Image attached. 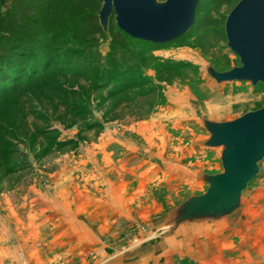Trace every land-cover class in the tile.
<instances>
[{"label": "rangeland", "instance_id": "374dc122", "mask_svg": "<svg viewBox=\"0 0 264 264\" xmlns=\"http://www.w3.org/2000/svg\"><path fill=\"white\" fill-rule=\"evenodd\" d=\"M232 6L218 0L201 11L214 27L143 55L113 45L110 34L67 35L41 51L23 41L43 38L37 26L9 32L4 24L0 58L12 40L33 57L17 80L0 82V264H102L140 252L160 264H264V160L240 208L217 223L213 247L210 237L186 234L202 257L183 255L182 227L167 230L175 210L207 193L199 176L224 173L223 148L203 146L211 138L203 122H234L264 107L262 85L218 83L209 73L241 66L223 28ZM113 58L141 66L125 76L109 66ZM10 61L0 59L4 76ZM129 79L145 84L108 99L114 83ZM101 82L109 86L97 91Z\"/></svg>", "mask_w": 264, "mask_h": 264}, {"label": "water", "instance_id": "95a60500", "mask_svg": "<svg viewBox=\"0 0 264 264\" xmlns=\"http://www.w3.org/2000/svg\"><path fill=\"white\" fill-rule=\"evenodd\" d=\"M2 2L4 0H1ZM98 13L106 30L111 15L124 33L151 44H167L194 26L202 0H101ZM230 53L241 66L209 73L218 83L246 82L264 88V0H241L225 22ZM211 138L206 146L223 148L221 175H204L209 189L172 213L168 230L198 219H221L240 208L242 193L255 180L264 160V107L228 123L203 122ZM173 222V223H172Z\"/></svg>", "mask_w": 264, "mask_h": 264}, {"label": "trees", "instance_id": "16d2710c", "mask_svg": "<svg viewBox=\"0 0 264 264\" xmlns=\"http://www.w3.org/2000/svg\"><path fill=\"white\" fill-rule=\"evenodd\" d=\"M164 1L166 0H160V2H164ZM240 1L241 0H225L227 4L233 5L232 6L233 9ZM217 2L218 0H202L196 12L197 17L195 24L191 28V30L188 31L187 34L167 44L155 45L132 38L131 36L124 33L118 28L115 21L116 18L115 14L111 15V18L109 19L108 27L105 30L101 25L100 17L98 16V13L103 6V2L101 0H4L3 2L0 0V23H1L0 32H3L4 28L2 27L4 26V24L5 25L8 24L7 27L9 26L10 29L9 32L14 31L16 27L20 25L23 29H28L29 27L35 28L37 26L32 31H34L33 33L36 34V37L42 36L43 38H40L35 42L30 41L29 39L27 40L23 39V41L26 47L35 48L37 46V48L40 49L41 51L46 49L48 50V48H50L54 42L65 40L67 35H70L71 37H75V38L86 35L87 38L88 36L96 37L97 35L110 34L112 37L113 45H117V46L123 45L126 47L131 45L134 48L138 49L143 55L152 52L154 48L168 46L177 42L178 40L187 39L194 32H200V31H204V29L208 27L209 28L214 27V25L217 24V20L210 19L207 15L201 17L202 15L201 11H203V9L209 6H213ZM57 10L66 11L65 17L59 18ZM30 17L31 19H33V25L26 26L25 24L28 21L27 18ZM59 25H61L62 27L59 28ZM223 28H225V23L223 25ZM225 37H226V28H225ZM15 44L18 45L19 43L14 42V40H12L10 44V46L12 47L11 49L12 52L8 51V53H6L5 55H3V57L0 58L2 60L6 58L8 60V63L11 60L9 70L7 72V76L6 74L5 76L2 75L3 72L2 69H1L2 72L0 71L1 83H2L1 80L3 79L6 80L9 79L11 81L17 80L22 73V69L25 68L24 67L25 65H23L24 61L25 60L27 61L28 59L33 57V54L31 52L29 54H31L32 57L29 54L27 55L25 54V52L19 50L18 46H15ZM123 57L124 59H128L129 56L128 57L123 56ZM42 59L44 62L45 60L44 57ZM124 59L123 61H119L118 59L113 58L110 61L109 66L114 65L123 68L125 76H128L130 70L134 71L135 69H137V67L141 66V62L138 60L129 58L130 61H128V63L127 62L124 63ZM144 61L146 63V60ZM164 67L166 68V66ZM39 68L40 67L38 65H35L32 62L31 64L32 71H35L37 74L38 73L37 70ZM212 68L216 72H218L215 67ZM114 69L115 67L109 68L111 72L107 74L108 77L111 74L113 75L112 71ZM161 69L163 72V67ZM166 69L168 70H164V72H171L172 70L177 69V67H174L172 70H169V68ZM74 76L82 77L83 74H81V72L79 73L76 72ZM115 77H118V79H123V76L120 74L117 76L115 75ZM113 83L114 81L111 82V84ZM242 83H246V82H242ZM144 84L145 82L129 79L126 82L124 81L123 85H119V87L114 89V87L117 86L114 83L115 86L113 85V89L109 91L108 99L114 100V98H117L119 96L125 97L127 94H129V92L137 89L138 87L144 86ZM108 86L109 84H102L101 82V84H98L96 86L97 88L96 90L98 91V89L101 90L103 88L106 89ZM154 92H155V88L154 89L151 88L150 91L146 92L147 94H144V96L149 98V96H151V94ZM27 166L28 165L24 164V168H26Z\"/></svg>", "mask_w": 264, "mask_h": 264}, {"label": "crops", "instance_id": "0c3cea01", "mask_svg": "<svg viewBox=\"0 0 264 264\" xmlns=\"http://www.w3.org/2000/svg\"><path fill=\"white\" fill-rule=\"evenodd\" d=\"M206 132H208V131H206ZM209 136H210V134H209ZM206 144H207V142L205 144H203V146L206 147V148L207 147L210 148L209 146H206ZM211 148H213V147H211ZM151 161L152 160H150V162ZM204 175L208 176L207 174H201L199 176L200 180L202 182H204L203 181ZM206 184H208V183H206ZM208 186H209V184H208ZM241 203H242V200H241ZM240 206H241V204H240ZM231 215L225 216L224 218H221V219H214V218L204 219V220L203 219L202 220L198 219L197 221H194V222H185V223L179 225V227L176 228V231H178L179 228H181V227L183 228V230L181 232L182 243L186 244V246L188 247V248L185 247L186 249L183 250L184 251L183 255L187 256V258H189V259H192V258L196 259L198 257H202L203 256L201 253H198V251L196 252V250L191 248L190 242H189L190 240L188 241V239L190 237H188L186 234L192 232V233H198L199 234L198 237L199 236H204V235L207 238L210 237V240H208V241H210V244L212 245V246H210V248H211V247H213V241L216 240L215 233L220 232L221 230H223V228H221V226H218L217 223L229 218ZM210 222L212 224L208 225L207 223H210ZM205 224L207 226H205ZM176 231L175 230L174 231H170V233H174ZM185 238H187V239H185ZM191 238L193 239V237H191ZM199 241H200V239H199ZM149 252H151V251H149ZM143 254H145V253L140 252V253L134 254V256H129V257L120 256L119 258H116L113 261H111L109 259H106L105 261H103L104 263H102V264H151V263L152 264L153 263L160 264L161 263L160 259L155 258L153 256L154 254H152V253H149V254H146V255H143ZM137 255L140 256V257L138 258Z\"/></svg>", "mask_w": 264, "mask_h": 264}]
</instances>
